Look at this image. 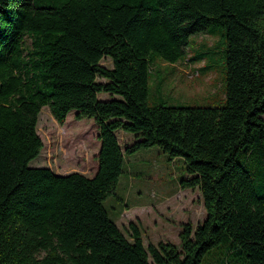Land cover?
Segmentation results:
<instances>
[{"label":"trees","instance_id":"obj_1","mask_svg":"<svg viewBox=\"0 0 264 264\" xmlns=\"http://www.w3.org/2000/svg\"><path fill=\"white\" fill-rule=\"evenodd\" d=\"M215 28L224 106H149L153 57L184 62L189 38ZM43 107L59 124L71 110L94 120L91 178L28 166L43 147ZM116 130L134 142L121 147ZM153 146L184 159L181 188L198 189L206 212L182 225L178 247H145L133 223L129 241L103 207L124 155ZM150 260L264 264V0H0V264Z\"/></svg>","mask_w":264,"mask_h":264},{"label":"rangeland","instance_id":"obj_2","mask_svg":"<svg viewBox=\"0 0 264 264\" xmlns=\"http://www.w3.org/2000/svg\"><path fill=\"white\" fill-rule=\"evenodd\" d=\"M189 58L203 54V60H181L168 63L154 56L148 80L149 106L222 107L224 95V29L215 28L189 38ZM206 62L209 68H204ZM101 65L111 68L109 58ZM102 81V79H98ZM105 101L120 99L118 95L99 93ZM71 110L63 124L57 123L49 109L43 107L37 124V134L43 147L29 167H48L63 174L79 173L91 178L97 170L99 150L98 130L93 119L75 118ZM121 147L134 142V135L116 130ZM189 176L182 157L169 160L157 146L139 149L123 157L122 174L103 207L124 236L131 241L129 223L137 226L145 247L159 242L179 246L183 224L193 229L206 212L198 189H182L181 181ZM150 263L152 261L150 260Z\"/></svg>","mask_w":264,"mask_h":264},{"label":"crops","instance_id":"obj_3","mask_svg":"<svg viewBox=\"0 0 264 264\" xmlns=\"http://www.w3.org/2000/svg\"><path fill=\"white\" fill-rule=\"evenodd\" d=\"M124 135H126L124 132H122ZM126 137L128 138V136L126 135ZM127 143V142H126ZM125 144V143H124ZM54 174H56V175H61V176H63V175H66V174H61V173H58V172H55V171H53L51 168H49ZM95 174V173H94Z\"/></svg>","mask_w":264,"mask_h":264},{"label":"water","instance_id":"obj_4","mask_svg":"<svg viewBox=\"0 0 264 264\" xmlns=\"http://www.w3.org/2000/svg\"><path fill=\"white\" fill-rule=\"evenodd\" d=\"M59 176H61V175H59Z\"/></svg>","mask_w":264,"mask_h":264}]
</instances>
